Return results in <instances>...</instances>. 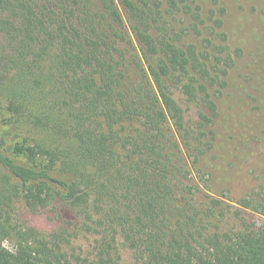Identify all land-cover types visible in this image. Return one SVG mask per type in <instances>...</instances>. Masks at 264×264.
<instances>
[{
	"label": "trees",
	"instance_id": "16d2710c",
	"mask_svg": "<svg viewBox=\"0 0 264 264\" xmlns=\"http://www.w3.org/2000/svg\"><path fill=\"white\" fill-rule=\"evenodd\" d=\"M201 21L198 0H0V264H264V181L228 202L196 180L235 63Z\"/></svg>",
	"mask_w": 264,
	"mask_h": 264
},
{
	"label": "rangeland",
	"instance_id": "374dc122",
	"mask_svg": "<svg viewBox=\"0 0 264 264\" xmlns=\"http://www.w3.org/2000/svg\"><path fill=\"white\" fill-rule=\"evenodd\" d=\"M198 3L203 33L198 38L193 33L192 39L209 36L224 42L235 63L229 70L227 86L215 94L218 116L214 146L200 161L203 169L199 174L195 171L196 180L210 178L212 193L225 195L229 199H223L232 202L264 181V0ZM174 20L178 29L186 31L193 17L182 13ZM194 110L192 118L197 119ZM7 115L6 110H0V127ZM23 215L33 224L50 225L42 216L39 219L27 211ZM119 252L121 264H133L132 250L120 244Z\"/></svg>",
	"mask_w": 264,
	"mask_h": 264
}]
</instances>
